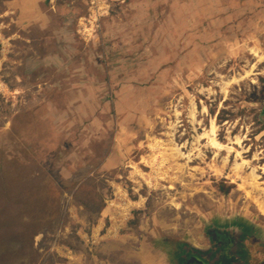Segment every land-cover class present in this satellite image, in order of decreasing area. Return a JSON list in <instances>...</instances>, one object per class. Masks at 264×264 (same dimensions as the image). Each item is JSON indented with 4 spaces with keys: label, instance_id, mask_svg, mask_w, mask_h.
Instances as JSON below:
<instances>
[{
    "label": "rangeland",
    "instance_id": "1",
    "mask_svg": "<svg viewBox=\"0 0 264 264\" xmlns=\"http://www.w3.org/2000/svg\"><path fill=\"white\" fill-rule=\"evenodd\" d=\"M250 50L264 0H0V264H185L218 226L235 264H264L235 154L199 140L214 120L264 184ZM174 144L195 160L152 158Z\"/></svg>",
    "mask_w": 264,
    "mask_h": 264
},
{
    "label": "bare ground",
    "instance_id": "2",
    "mask_svg": "<svg viewBox=\"0 0 264 264\" xmlns=\"http://www.w3.org/2000/svg\"><path fill=\"white\" fill-rule=\"evenodd\" d=\"M250 51H251L250 55L256 57L258 62L264 60V57L259 55L257 51H255V50H250ZM250 73H251V71L247 73L246 77ZM206 112H207L206 109H203L202 113L204 114ZM215 128H216V124H215L214 120H212L210 122L209 131L208 132L204 131L203 135L199 138V140H201V141L206 140L207 141L206 145L209 147L208 149L214 150V157H218L220 152L225 151L227 154V159L223 158V164L224 165H226L228 163V158H230L231 153L235 154L234 164L232 167L233 176L239 180H242V183H240L238 185V190L244 192V199H247L250 203H252L254 208L258 212V215L260 217L264 218V187H263L264 184L259 183V180H261V178L256 176V168L254 166H252L253 165L252 163H255L258 160L257 156L253 157L250 161L245 159L242 156L244 153H243V151H241L242 140L240 138H235L234 140H232L230 142H229L230 139L227 138V141H228L227 145L221 144L220 142H218V140L215 137L216 136L215 131L217 130ZM153 142L156 145L155 146L156 148H154L153 150L156 151V149H158L160 147L159 146L160 143H159V141H156V140H154ZM168 150L169 151L165 150V151L158 153L157 156L152 155V158L156 159L157 157H160L162 159V163L166 162L168 159L167 157H169V156H171L174 161L176 159L178 160L179 158H181V159H184L183 161H186L187 163H192L193 160H195L194 158H191L192 156L191 157L189 155L184 156L183 154H181L179 152V149L175 146V144H174V146H170V148ZM168 154H170V155L168 156ZM177 168H179V170H180V168H182V167L180 165V166H177ZM246 170H249V172L247 173V177L240 178V176H239L240 173L241 172L245 173ZM258 170L262 171V173L264 175V166L258 168ZM136 175H138L137 172H136ZM248 186H249V188H247ZM169 189L171 190V188H169ZM140 204L141 203L132 204L130 202H127L124 204L123 207L121 206V208H122L121 210L125 211V213H126L129 208H131L133 206H138Z\"/></svg>",
    "mask_w": 264,
    "mask_h": 264
},
{
    "label": "flooded vegetation",
    "instance_id": "3",
    "mask_svg": "<svg viewBox=\"0 0 264 264\" xmlns=\"http://www.w3.org/2000/svg\"><path fill=\"white\" fill-rule=\"evenodd\" d=\"M237 227V226H236ZM231 227H216L210 237L207 240L210 246L207 248V254L209 257H203L204 254H199L198 257L202 259L206 264H235L236 250L235 240H231L232 235L225 236ZM243 228V227H242ZM222 230L221 232L219 230ZM216 233V235H214ZM238 251H241L240 249Z\"/></svg>",
    "mask_w": 264,
    "mask_h": 264
},
{
    "label": "water",
    "instance_id": "4",
    "mask_svg": "<svg viewBox=\"0 0 264 264\" xmlns=\"http://www.w3.org/2000/svg\"><path fill=\"white\" fill-rule=\"evenodd\" d=\"M191 263H195V264H206L202 259L197 258L195 256H191V258L186 261L185 264H191Z\"/></svg>",
    "mask_w": 264,
    "mask_h": 264
},
{
    "label": "crops",
    "instance_id": "5",
    "mask_svg": "<svg viewBox=\"0 0 264 264\" xmlns=\"http://www.w3.org/2000/svg\"><path fill=\"white\" fill-rule=\"evenodd\" d=\"M230 235H232V237H233V234H232V233H230ZM245 238H246V237H245ZM251 238H255V235H253V234H252V235H250V234L247 235L246 241H245L244 243L250 242V239H251ZM251 254L253 255L254 252H252ZM195 256H196V255H195ZM194 264H195V263H194Z\"/></svg>",
    "mask_w": 264,
    "mask_h": 264
},
{
    "label": "trees",
    "instance_id": "6",
    "mask_svg": "<svg viewBox=\"0 0 264 264\" xmlns=\"http://www.w3.org/2000/svg\"><path fill=\"white\" fill-rule=\"evenodd\" d=\"M236 226H237L238 228H242L243 226H245V224L239 222V224H236Z\"/></svg>",
    "mask_w": 264,
    "mask_h": 264
}]
</instances>
